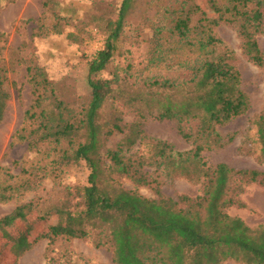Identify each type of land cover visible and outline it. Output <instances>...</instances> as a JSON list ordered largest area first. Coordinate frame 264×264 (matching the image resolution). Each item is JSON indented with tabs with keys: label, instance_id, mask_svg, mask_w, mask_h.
Listing matches in <instances>:
<instances>
[{
	"label": "trees",
	"instance_id": "trees-1",
	"mask_svg": "<svg viewBox=\"0 0 264 264\" xmlns=\"http://www.w3.org/2000/svg\"><path fill=\"white\" fill-rule=\"evenodd\" d=\"M118 1L113 16H96L104 40L86 62L87 95L65 98L42 65L26 66L32 101L17 136L36 153V161L12 184H0V201L33 190L45 177L60 186L61 195L44 209L32 200L18 204L0 217V228L10 227L34 210L36 218L47 223L37 237H47L49 243L56 237L93 238L96 247L112 248L115 264H223L227 260L264 264V224L251 227L227 212L235 201L230 194L233 176L246 184H264V173L224 162L208 164L201 155L226 143L218 127L244 114L250 105L240 71L232 63L233 51L214 28L221 23L235 25L243 52L264 67V50L257 39L264 34V0H208L211 14L187 0L165 9L161 13L168 17L167 26L151 23L156 45L149 63L157 64L183 48L197 57L187 66L189 75L184 80L154 76L133 85L115 72L102 75L118 47L131 0ZM57 4L45 0L53 22L46 26L41 16L35 19L36 35L64 32L66 16L59 13ZM65 23L69 25L68 20ZM65 37L81 42L72 30H66ZM4 82L0 68V121L9 99ZM121 107L136 111L139 119L126 122ZM145 110L159 121H173L191 148L177 150L171 142L146 133L140 120ZM255 123L264 163V109ZM115 134H122L120 140L113 147L105 146V140ZM141 145L147 147L145 152H140ZM152 166L171 179L185 176L199 181L201 191L175 198L156 186L157 196L147 197L137 188L124 186V177L135 186L158 183L151 177L152 170L146 169ZM72 167L86 171L85 180H65ZM54 214L57 221L51 222ZM21 238L30 246L24 235Z\"/></svg>",
	"mask_w": 264,
	"mask_h": 264
},
{
	"label": "rangeland",
	"instance_id": "rangeland-1",
	"mask_svg": "<svg viewBox=\"0 0 264 264\" xmlns=\"http://www.w3.org/2000/svg\"><path fill=\"white\" fill-rule=\"evenodd\" d=\"M56 9L66 20L64 32L36 35V21L39 16L44 24L52 22L45 0H0V68L5 75L4 86L9 99L0 121V184H12L22 176V170L36 161L35 152L27 148L26 142L17 136V131L26 124L25 111L32 101V87L28 79L26 66L37 63L42 65L48 76L59 84L65 98L77 99L87 95L85 82L86 62L102 46L104 32L98 27L96 16H113L118 0H55ZM183 0H131L125 16L123 30L108 67L102 72L112 76L115 72L121 79L126 76L129 84L141 82L145 77H167L173 80L188 78L187 67L197 57L196 52L183 48L172 52L159 63H149L156 41L152 37L151 23L167 26L168 17L161 12L171 6H179ZM195 3L211 14L208 0H187ZM161 13V14H160ZM163 16V17H162ZM196 18V17H195ZM66 30L74 31L81 39L73 43L66 39ZM224 45L233 51L232 63L241 74V87L249 98L248 110L224 125L218 127L226 143L211 150H203L201 155L208 164L224 162L233 168H252L264 173V163L260 159V144L256 135L255 120L264 109V67L249 60L243 52L241 38L233 24L221 23L214 28ZM167 34V31L164 30ZM259 46L264 50V34L257 37ZM113 73V74H112ZM104 114H108V107ZM123 119L130 123L139 119L136 111L121 107ZM148 111L140 118L143 128L150 136L171 142L177 150L191 148V142L185 140L176 130L173 121H159ZM122 134L109 136L104 144L113 147ZM229 138H231L229 140ZM137 145L134 147L136 149ZM147 147L140 146V152ZM152 170V178L157 182L135 186L129 178H123L124 186L137 188L147 197H156V186L164 195L175 197L184 193L195 196L201 191L199 181H191L185 176L171 179L163 170ZM86 171L81 167H72L65 180L74 182L85 180ZM262 176L259 177V179ZM64 180V181H65ZM230 194L234 204L227 208L231 215L239 216L249 226L264 224V184L258 182L246 184L244 179L233 176ZM242 188V191L240 190ZM61 195L60 186L51 177L38 182L33 190L8 201H0V217L10 213L18 204L32 200L39 208L57 201ZM243 202L244 206L239 203ZM29 211L22 219L16 220L6 229L0 228V264H115L112 261V248L96 247L93 238H73L67 240L56 237L51 243L47 237H37L45 230L47 223ZM49 220L57 221V215ZM22 235L30 242L26 247ZM48 248V250H47ZM53 258L51 261L47 258ZM225 264H243L227 260Z\"/></svg>",
	"mask_w": 264,
	"mask_h": 264
},
{
	"label": "crops",
	"instance_id": "crops-1",
	"mask_svg": "<svg viewBox=\"0 0 264 264\" xmlns=\"http://www.w3.org/2000/svg\"><path fill=\"white\" fill-rule=\"evenodd\" d=\"M226 262V261H225ZM225 262L223 264H225Z\"/></svg>",
	"mask_w": 264,
	"mask_h": 264
}]
</instances>
